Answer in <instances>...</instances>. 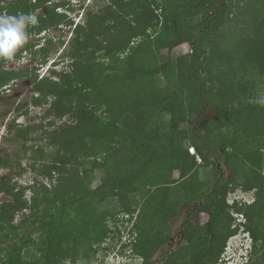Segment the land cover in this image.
<instances>
[{
    "label": "trees",
    "instance_id": "1",
    "mask_svg": "<svg viewBox=\"0 0 264 264\" xmlns=\"http://www.w3.org/2000/svg\"><path fill=\"white\" fill-rule=\"evenodd\" d=\"M47 1L49 8L35 15L38 24L28 27V37L31 31L56 28L62 20L72 24L66 13L56 10L68 5L67 0H13L0 4V11L10 16L33 14ZM107 1L102 12L87 10L85 22L75 24L67 51L72 70L51 69V75L40 79L35 73L33 103H48L46 116L68 115L70 120L49 132L57 150L51 162L38 169L50 180L57 172L55 187L37 178L26 186L12 182L10 175L0 178V194L11 197L0 202V264H59L83 239L87 244L104 241L112 231L105 221L110 216L120 240V224L127 223L123 214L130 216L131 246L142 257L140 264H216L239 229L233 225L231 208L245 216L250 238L245 264L264 263V99L252 101L250 96L264 77V0ZM106 28L111 34L96 38ZM137 37L140 40L134 43ZM183 43L189 50L172 56V49ZM51 49L52 37H44L40 45L28 39L15 58L27 50L33 59L45 61ZM100 50L109 61L94 59ZM1 71L0 86H4L15 70ZM209 105L215 109L213 116L208 114ZM99 109L102 114H97ZM35 127L17 128L16 137L24 142L32 139ZM59 149L65 151L59 154ZM110 153L113 158L107 162ZM220 159L231 170L227 179L221 177ZM37 160L30 164L33 169ZM0 162L6 163L1 158ZM76 165L83 167L79 170ZM208 166L201 178L198 167ZM174 169L180 171L178 180L172 178ZM95 170L103 173L100 183L88 188L85 181ZM154 180L160 184L152 191L145 188ZM239 187L252 191L253 200L233 199L228 204L227 194ZM28 189L30 198L24 197ZM136 192L144 196L153 215L164 214L163 223L158 219L155 223L153 217L142 220L145 203L139 208L126 203ZM167 194L169 200H158ZM114 197L120 209L97 212L99 201ZM183 204L189 215L177 231L180 244L153 259L160 247L172 243L167 222ZM47 207L59 217L74 209L84 221L57 222L47 214ZM26 209L29 215L14 224L16 215ZM200 213L208 215L205 223L196 221ZM89 215H95L93 226L88 225ZM31 228L41 230L42 236L35 260L26 259L20 250L26 241L17 245L19 230H24L21 238ZM73 231L81 241L74 236L69 241ZM145 231L154 233L152 247L142 243L150 237Z\"/></svg>",
    "mask_w": 264,
    "mask_h": 264
},
{
    "label": "rangeland",
    "instance_id": "2",
    "mask_svg": "<svg viewBox=\"0 0 264 264\" xmlns=\"http://www.w3.org/2000/svg\"><path fill=\"white\" fill-rule=\"evenodd\" d=\"M4 1V5L9 2L8 0H0ZM56 1H62V0H56ZM77 3L75 6H72V11L69 12V14L72 17H69L67 15V18L72 21V24L69 25L65 20L58 24L56 28L53 27H47L45 28V31L43 33H35L34 31L29 32V40L36 41V42H42V38L49 36L52 37V49L49 52L47 59L45 61L41 60L39 57L38 59H33L32 55L29 51L22 52L19 55L20 62L15 63L14 58L12 61L3 60V62H0V72L4 69H10L15 70L14 73L10 76L11 79L7 82L6 88L4 90L0 91V158L2 160H5L6 163L3 164L0 162V178L5 177L6 175H10L12 177V182H17V184L21 185H29L32 182H34V179L37 178L42 181L44 185H47L49 188H53L58 184V181L55 179L58 175L57 172L54 173L53 179H48L47 177H43L42 175L38 174V169L42 168V164L45 162L47 163V160L51 162V157L54 156L55 151L57 150V145L53 143V141L50 139L51 135L49 132H51L54 128H56L59 124H64V122H67L70 120L68 115H63L60 117H54L52 115L46 116L44 115L45 109L48 107V103H42L40 105H35L32 101V97L34 96L33 87L30 86V84H33V79H35V73L37 74V79H40L46 75H51V69L48 68L49 64L53 66L54 70H65L69 71L72 70L70 63L71 60L70 57L67 54V51L69 49V36L72 33V30L75 26V23H84L86 11L89 10L91 12H102L101 9L108 4L107 0H76ZM240 2H243V0H239ZM54 2V1H53ZM71 3V1L69 0ZM48 5V4H47ZM41 8H38L35 13L37 12L43 13L46 9V5L40 6ZM45 9V10H44ZM60 9H65V6H62ZM59 12V11H58ZM1 14L0 16H2ZM14 16V15H13ZM74 19V20H73ZM106 27V25H103ZM40 34V35H38ZM111 31L106 28V31L102 34H99L96 38L104 39L105 35H110ZM42 36V37H39ZM104 37V38H103ZM40 38L41 40H38ZM138 40H140V37H137L136 40H133L134 43H137ZM42 44V43H40ZM188 43L180 44L179 46H176L172 49L171 54L172 56H177L181 53L187 52L189 50ZM93 49V46L91 45L88 50ZM166 49H163L161 51L165 52ZM128 51V49L126 50ZM103 50L96 51L94 56L95 60H102L106 62V60L109 61L108 57H104ZM115 55H118L115 53ZM123 53L119 55V59L123 57ZM18 59V58H17ZM16 61V60H15ZM107 61V62H108ZM24 66H23V63ZM13 65L16 66L14 69ZM25 65H29L27 68ZM4 68V69H3ZM30 78V82L27 81V79ZM56 79V77H54ZM251 96L252 101H260L264 99V77L261 79V81L258 83L257 86H255V90L253 91ZM49 99V98H48ZM20 103H23L21 107H16ZM103 108V107H101ZM209 116H213L215 109L212 105H209L207 108ZM97 114H102V109H99L97 111ZM12 116H19L18 119L21 122V126H25L28 124H35L37 128L35 127L33 131L31 132L32 139L24 142L22 138L16 137V128L9 125L12 121L11 119L15 121L17 117L14 119ZM167 118V115H165ZM53 121V124H50L49 122ZM181 126H186L185 124H182ZM116 145H119V143H116ZM186 142L183 143V146L186 147ZM190 147H188V151L190 152ZM61 154L64 152V149L58 150ZM45 157V158H43ZM100 159H103L102 155H100ZM113 158L112 154H107L105 159L107 162L111 161ZM38 159L35 164V169H33L30 164L33 162V160ZM76 163L77 161H71V164ZM199 162V161H198ZM74 165V164H73ZM77 168L80 170L83 166L76 165ZM219 166L221 168V177L224 179H227L230 174L231 170L229 167L226 166L223 159H220ZM72 165L68 168H66L67 174L72 172L71 169ZM210 166L208 167H198V174L201 178L205 177L206 170H209ZM263 173H264V166H263ZM65 175V173H63ZM102 171L95 170L92 175L88 178V181H85V185L88 188H93L97 184L100 183V177L102 175ZM180 171L178 169L172 170V178L177 179L179 178ZM181 180V179H180ZM155 184H160L158 182L152 181L146 183L145 188H149L151 191L154 189ZM37 186V185H36ZM42 191L43 188H40ZM163 193V191H162ZM161 193V194H162ZM32 195L31 190H26L24 197L30 198ZM134 197L135 202L137 204H133L134 201L132 199ZM169 200L170 195H161L159 196L158 200L161 201L163 198H166ZM11 197L6 193L0 194V202L4 200H9ZM227 203H229L232 199L238 198L241 201H248L253 199V193L252 191H243L240 187L236 189L235 192H232L227 194ZM118 200V197H114L113 199L107 198L103 201H99L97 205H99V208L96 210L97 212L101 211H107V213L110 214L111 211L120 209L121 206L116 201ZM151 202L153 199L150 200ZM127 204H130L132 207L139 208L142 203H145L144 196L141 193L136 192L135 194H132L127 202ZM147 203L142 205V211L143 214L142 220H145L147 218L153 217V220H155V223L158 219L159 224L163 223L165 221L164 214L161 213L160 216L153 215L152 211L147 210L148 206ZM188 206L183 204L180 206L177 214L168 219L167 224H169L171 228V235L172 240L171 244L166 243L160 249H158L153 259H158L161 257V255H164L168 250H173L176 248L180 242H181V235L179 234L180 228L184 225L186 222V218L188 217L187 209ZM47 214H53L52 217L58 222V221H71L74 218H78L77 224H80L84 221L81 220L82 216L81 214L74 209H66L64 212V215L59 217L58 213H56L55 210H53L50 207H47ZM230 212L232 215H234L235 210L233 208L230 209ZM85 213H90L89 210H86ZM29 215V210L26 209V211L22 213H18L15 217L14 224L18 223L21 218H26ZM77 215V216H76ZM190 217L195 219V216L190 213ZM23 216V217H22ZM81 216V218H80ZM95 216V215H93ZM92 215H89L90 221L88 222V225L93 226L94 217ZM113 216L107 217L105 221L107 220L108 224L112 227V231L108 235V237L104 241H92L93 248L91 247V244H87L85 240H80V236H76L73 232L69 233L70 239L69 241L72 243V236L75 237V239H79L81 241V244H79L75 249H72V251H69V254L59 262V264H140L142 261V257L138 255L135 251L132 250V248L128 249L126 252L123 250L121 251V248L118 249L119 243L116 242L117 234H118V227L114 223ZM138 218V217H137ZM136 214L132 216V220L135 221ZM208 220V215L206 213H200L196 221L198 223H205ZM75 222V221H74ZM120 222L118 221V224ZM237 221H233V225H236ZM87 224V223H86ZM141 225H146L144 221L140 222ZM121 227L125 226V224H120ZM128 226V225H127ZM159 226V225H158ZM123 228V227H122ZM144 228V227H143ZM24 231V230H23ZM19 230L18 232V243L17 245H21L22 241H26V245H21V252L23 256L28 260H35L37 257L40 256V249H36L37 242L40 241L42 236L40 235L41 230L39 229H32L30 232L25 234L23 237L20 238V234L23 232ZM78 232V230H76ZM93 232V230L91 231ZM125 236L124 238L128 236L129 232L125 228ZM137 231H135V234ZM132 234V233H131ZM152 234V235H151ZM154 233H148L145 231V236L149 237L146 240H143L142 243L146 244L148 247H152L155 245L154 240ZM244 235L242 232H238L236 235L228 239V242L226 243V246L224 248V251L221 254L220 259L216 264H222L224 262L225 258L229 255H235L237 254L235 250L242 247L243 241L241 242V237ZM136 235L133 234V238ZM140 238H144L143 234H141ZM250 238L246 235L245 240L246 243H248ZM99 242V243H98ZM96 243V244H95ZM198 245V244H197ZM97 248V249H96ZM96 250V251H95ZM162 253V254H161ZM225 258H224V257ZM250 257V254L248 255ZM163 258V257H162ZM161 258V259H162ZM252 264H264L260 260H256Z\"/></svg>",
    "mask_w": 264,
    "mask_h": 264
},
{
    "label": "clouds",
    "instance_id": "3",
    "mask_svg": "<svg viewBox=\"0 0 264 264\" xmlns=\"http://www.w3.org/2000/svg\"><path fill=\"white\" fill-rule=\"evenodd\" d=\"M70 1H71V3L69 2V0H67V2H69V3H68V5L65 6L64 10L60 9L62 6L58 7L56 10L59 11V12H64L67 15H69V17H72L69 14V12H71L72 9H70L69 7L70 6L71 7L75 6L77 1L76 0H70ZM49 3H50V1H49ZM49 3L47 1L46 4H45L46 5V9L49 8L48 5H47ZM38 8H41V7H38ZM35 11L33 12V14L35 13ZM39 13H41V11L37 12V14H39ZM33 14H20L19 16H10V15H2V16H0V58H3V59L8 60V61H12L15 58V55H16L17 51L25 45V43L28 40V32H27L28 27L29 26H35V25L38 24V19L35 16L36 14L35 15H33ZM78 23L79 22H77L75 24H78ZM43 31H45V30H42V32H40V33H43ZM38 35H40V34H38ZM70 36H69V38H70ZM39 37H42V36H39ZM43 39H44V37L42 38V42H40V43H43ZM40 43H39V45H40ZM26 51H23V52H26ZM54 61H52L51 64H53ZM51 64L48 65L49 66L48 68L54 69L53 66H51ZM6 85L0 86V91L4 90L6 88ZM30 86L33 87V84L30 85ZM16 107H18V106H16ZM15 117H17L15 119V121L12 120V119L10 120V121H12L9 124L11 126L10 128H12V126L13 127H17V128H24L25 126H27V125H25L24 127L21 126V122L22 121H20L18 119L19 116H12L13 119ZM189 147H190V149H189L190 153L195 155V158H196V160L198 162L197 156L199 157V155L196 153V151H195L193 146H189ZM199 162H201V158H200ZM252 200H248V201L251 202ZM237 214H242L243 215V213L235 211L234 215H233L234 216V220L237 221L236 225H234V226H238L239 227L238 232L244 233V235L241 237V242L243 241V244H242V247L240 248L241 250H239L238 248L235 250V252L237 254L229 255L226 258L223 256L225 258V260H224V262H222V264H245L247 262V260H248L249 249H250V240H249L248 243H246V241H244L246 235L249 237L248 232L245 231V229H244L245 228V226H244V224H245V216L243 215V220L238 221L237 220ZM122 216L125 219H127V223H124L125 226H122L123 228L120 227V229H121V231H120L121 238H120V240L116 238V242H120L118 249L121 248V251L124 250L126 252L128 249L132 248L131 240H133V239H131L130 233L128 234L127 237L124 238L123 237V236H125V232L124 231H125V228H126L128 230V232H129L132 223L129 221L130 216L128 214H123Z\"/></svg>",
    "mask_w": 264,
    "mask_h": 264
},
{
    "label": "flooded vegetation",
    "instance_id": "4",
    "mask_svg": "<svg viewBox=\"0 0 264 264\" xmlns=\"http://www.w3.org/2000/svg\"><path fill=\"white\" fill-rule=\"evenodd\" d=\"M8 1L11 2V1H13V0H8ZM32 1H34V0H30L31 3H33ZM3 3H4V1H1V2H0L1 5H2ZM7 3H8V2H7ZM48 6H49V4H48ZM1 14L6 15V14H5V10L0 11V15H1ZM12 16H13V15H12ZM14 16H18V15H14ZM17 58H18V59H17ZM17 58L15 59L16 61L14 60L15 63H19V62H20L19 56H18ZM0 62H3V58H0ZM22 63H23V62H22ZM23 66H24V63H23ZM25 66H26V68H27L29 65H25ZM13 67H14V69L16 68L15 65H13ZM3 69H4V68H3ZM4 70H6V71H10L11 68H10V69H4ZM27 81L30 82V78L27 79ZM30 85H31V84H30Z\"/></svg>",
    "mask_w": 264,
    "mask_h": 264
},
{
    "label": "built area",
    "instance_id": "5",
    "mask_svg": "<svg viewBox=\"0 0 264 264\" xmlns=\"http://www.w3.org/2000/svg\"><path fill=\"white\" fill-rule=\"evenodd\" d=\"M197 159H198V161H200V158L197 156ZM234 199H237L238 200V198H234ZM233 201V199L230 201V203ZM237 220L238 221H241V220H243V215L242 214H237Z\"/></svg>",
    "mask_w": 264,
    "mask_h": 264
}]
</instances>
